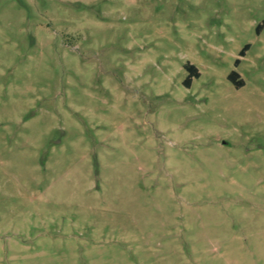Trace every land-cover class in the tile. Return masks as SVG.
<instances>
[{
  "label": "rangeland",
  "instance_id": "obj_1",
  "mask_svg": "<svg viewBox=\"0 0 264 264\" xmlns=\"http://www.w3.org/2000/svg\"><path fill=\"white\" fill-rule=\"evenodd\" d=\"M0 264H264V0H0Z\"/></svg>",
  "mask_w": 264,
  "mask_h": 264
},
{
  "label": "trees",
  "instance_id": "obj_2",
  "mask_svg": "<svg viewBox=\"0 0 264 264\" xmlns=\"http://www.w3.org/2000/svg\"><path fill=\"white\" fill-rule=\"evenodd\" d=\"M248 47H249V44H246L242 48V50L240 51L241 56H243L245 54ZM234 63H235V66H237L240 63V59L239 58L235 59ZM184 68L188 72V75L184 80L185 85L188 87L192 81V78L199 76V72H198V69L196 68V66L191 64V63H186L184 65ZM228 79H229V81H231L235 85V87H240L241 85H243V80L239 78V75L235 70H232L228 74Z\"/></svg>",
  "mask_w": 264,
  "mask_h": 264
}]
</instances>
